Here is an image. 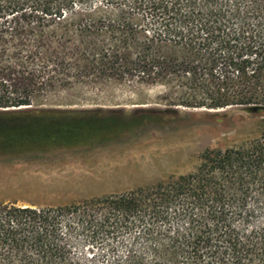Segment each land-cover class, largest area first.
Masks as SVG:
<instances>
[{"label":"trees","instance_id":"1","mask_svg":"<svg viewBox=\"0 0 264 264\" xmlns=\"http://www.w3.org/2000/svg\"><path fill=\"white\" fill-rule=\"evenodd\" d=\"M113 83L163 87L172 106L255 107L262 132L168 182L0 203V264H264V0H0V116Z\"/></svg>","mask_w":264,"mask_h":264},{"label":"rangeland","instance_id":"2","mask_svg":"<svg viewBox=\"0 0 264 264\" xmlns=\"http://www.w3.org/2000/svg\"><path fill=\"white\" fill-rule=\"evenodd\" d=\"M63 131L72 136L60 144H29ZM261 132L251 107L172 106L163 87H78L0 116V203L68 206L168 182L194 172L206 150Z\"/></svg>","mask_w":264,"mask_h":264},{"label":"water","instance_id":"3","mask_svg":"<svg viewBox=\"0 0 264 264\" xmlns=\"http://www.w3.org/2000/svg\"><path fill=\"white\" fill-rule=\"evenodd\" d=\"M251 108H253V110L257 113V111H256V108L255 107H251Z\"/></svg>","mask_w":264,"mask_h":264}]
</instances>
